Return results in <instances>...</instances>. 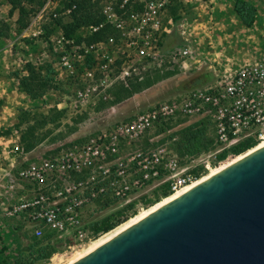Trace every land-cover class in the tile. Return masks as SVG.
I'll return each mask as SVG.
<instances>
[{"label":"built area","instance_id":"obj_1","mask_svg":"<svg viewBox=\"0 0 264 264\" xmlns=\"http://www.w3.org/2000/svg\"><path fill=\"white\" fill-rule=\"evenodd\" d=\"M192 1L196 2L100 0L105 22L82 27L79 33L85 37L108 23L118 34L88 43L86 39L68 37L56 24L59 18L69 19L77 8L75 0L70 6L63 0H46L32 15L24 35L45 40L55 80L69 89L55 106L72 112L97 108L113 98L111 89L115 85L129 86L155 70L163 71L167 60V69L187 68L188 62L182 58L191 53L190 46H168V36L175 25L174 18L168 16L174 4ZM51 23L55 28L46 38V25ZM215 73L211 82L160 102L55 155L30 157L19 135L12 137L9 144L2 141L0 156L13 158L20 154L22 158L19 167L13 165L4 171V177H8L5 188L9 193L25 190L6 207V215L27 221L32 234L39 237L46 231L70 232L85 240L89 232L82 225L84 206L107 197L127 200L132 192L160 179L169 183L173 193L198 178L157 136L144 141L153 127L181 117H210L215 148L199 155L206 169L221 162L220 154L241 141L264 140V56ZM105 108L114 110L116 106ZM13 167L17 168L15 175Z\"/></svg>","mask_w":264,"mask_h":264},{"label":"rangeland","instance_id":"obj_2","mask_svg":"<svg viewBox=\"0 0 264 264\" xmlns=\"http://www.w3.org/2000/svg\"><path fill=\"white\" fill-rule=\"evenodd\" d=\"M252 1L255 2L258 8V20L251 27L245 26L236 15L234 11L235 0H196V2L183 3L177 13L179 15L178 19H175L173 14L169 16L174 18L175 25H173L172 32L168 36V46L175 43L188 44L190 46L191 53L182 58L187 60L189 64L187 68L176 67L178 69L176 75L162 79L155 85L134 94L121 103L111 104L116 106L114 110H108L107 108L101 110L87 108L79 112L67 110L62 125L58 129L53 128L52 136H57L58 140L50 143L49 140L51 138L46 139L30 152L29 156L32 158L51 156L60 153L68 147L83 144L89 136L97 134L101 130L112 129L120 121L134 118L140 112L160 102L186 94L192 89V80L201 75L207 76L208 71L212 70L216 74L215 71H223L225 68L235 69L245 62V60L241 59L243 55L252 58L264 56V0ZM9 10L10 4L8 1L0 0V21L10 24V29L7 31L8 35L0 40V84L2 83L5 86V91H2V86L0 85L1 131L7 130L17 122L20 108L48 111L50 107H54L57 102L63 100L69 93V89L63 85L60 90H51L42 98L33 99L20 89L19 80L15 76V72L26 73L23 68L28 61H33L39 65L51 63L52 58H50V49L45 40L42 41L40 38L31 39L24 35L26 27L19 31L16 21L18 12L16 11L10 15ZM215 25L219 31L218 34L213 31ZM213 34L217 35L216 38L212 36ZM253 48H256L259 53L257 54V51H253ZM227 49L240 56L233 64L222 65L214 59L209 61V58L215 54L216 50L222 54L221 50L226 51ZM210 64L217 69L210 67ZM165 65L163 71H160L161 73L167 70V66L170 65L168 60ZM74 118L79 119V122L75 123L76 130L60 136L59 134H64L65 130L67 131L69 125H74ZM202 118L203 116L181 117L175 121L176 124L174 126L166 128L165 131H160V125H157L146 134L144 141L147 142L148 137L157 136L161 139V142H165L168 145L169 149L180 158L183 164H188L199 178L207 173L209 169H206L201 164L199 155L191 156L187 154L181 156L173 148L174 139H171L169 135L186 125L198 122ZM17 135L20 136V131L14 128L10 134L0 136V144L2 141L9 144L12 137L16 138ZM62 136L65 137L62 138ZM70 142L73 144H69ZM234 156L235 154L230 153L229 158ZM229 158L226 156L221 159V162L216 161L212 167L220 165V163ZM21 160L20 154H15L13 158L11 156L6 157V154L0 156V248L3 245L10 248L8 252L10 261L13 260L12 256L15 248L27 245L29 243L28 237L32 234V229L27 221H20L17 218L6 215V207L15 202L25 190H21L19 185H17L19 189L9 193L5 188L8 177H4V171L12 168L13 165L19 167ZM16 167H13V175L16 174ZM164 183L166 182L162 179L153 182L141 190L132 192L127 200L112 198L109 207H104L103 203H100L106 198L103 200L99 199L100 201L95 200L94 203L84 206L82 210V225L89 232V238L80 240L74 233L70 232L56 234L59 244L58 251L44 261L43 264L68 263L71 258L81 252L83 248H86L92 240L105 233L96 234L90 226L92 223L122 209L132 201L136 202L133 207L134 210L139 212L152 204L148 202L149 200L154 202L163 198V196L159 198V194L162 192L161 186ZM3 258L4 254L0 256V264H4Z\"/></svg>","mask_w":264,"mask_h":264},{"label":"water","instance_id":"obj_3","mask_svg":"<svg viewBox=\"0 0 264 264\" xmlns=\"http://www.w3.org/2000/svg\"><path fill=\"white\" fill-rule=\"evenodd\" d=\"M72 264H264V147Z\"/></svg>","mask_w":264,"mask_h":264},{"label":"trees","instance_id":"obj_4","mask_svg":"<svg viewBox=\"0 0 264 264\" xmlns=\"http://www.w3.org/2000/svg\"><path fill=\"white\" fill-rule=\"evenodd\" d=\"M10 4L9 14L18 12L17 24L19 31H22L30 22L31 16L37 12L46 2V0H7ZM77 8H75L68 20L59 18L56 20V24L60 25L65 34L68 37H75L78 41L86 39L88 43L105 40L110 36H116L118 31L112 27V25L105 23L98 31L88 33L85 37L82 36L79 31L82 27L89 26L91 24H101L105 22V16L101 11L100 0H75ZM66 6H70L73 0H63ZM182 3H176L170 7L169 16L173 14L175 19H178L177 13L181 8ZM234 11L241 22L251 27L258 20V8L252 0H235ZM168 16V17H169ZM178 21V20H175ZM0 40L8 35L10 24L4 21H0ZM53 23L46 25L47 33L44 34L47 38L54 30ZM23 71L26 73L15 72V76L19 80V87L22 91L26 92L33 99L42 98L47 95L51 90L62 89L63 84L56 82L55 69L52 63H43L36 65L32 61L25 63ZM178 69H167L164 72L155 70L148 74L141 81H132L129 86L124 84H117L111 89L113 98L108 101H103L97 107V110H101L111 104L121 103L134 94L141 92L164 78L176 75ZM214 72L208 71L207 76H199L192 80V88L203 86L214 78ZM66 109H58L56 106L50 107L48 111L29 110L20 108L18 114V120L13 126L7 130L1 131V135H8L12 130L18 129L20 131V143L25 152H31L36 149L46 139L51 138L50 143L58 140L57 136H52L53 128L58 129L62 125V121L66 116ZM82 118V116H80ZM79 119L74 118V125H69L67 131L64 134L71 133L76 130V124ZM172 123V124H171ZM176 122H169L166 125H160V131H165L166 128L172 127ZM65 136H62V138ZM173 140V148L181 155H200L204 152H208L215 148L214 145V128L210 117L205 116L198 122L186 125L179 130L169 135ZM69 144H73L70 142ZM257 144L256 140L246 139L241 141L237 145L225 150L220 154V158L223 159L228 153L240 154L254 145ZM2 153V147L0 145V154ZM160 197L167 196L172 193L169 183H164L161 186ZM112 198L107 197L104 201L100 202L104 207L111 205ZM159 200V199H157ZM155 200L154 202H156ZM100 201V200H99ZM148 202L154 203L153 200ZM135 201H132L122 209L116 212L106 215L100 220L92 223L90 226L94 232L104 233L115 228L117 225L126 221L130 216L136 214L134 210ZM151 205V204H150ZM149 205V206H150ZM127 209V211H126ZM130 209H132L130 211ZM55 232L46 231L42 236H36L31 234L28 237L29 243L23 247H16L13 252V260L10 261L9 250L10 248L3 245L0 248V256L4 254V264H43L44 261L49 259L54 253L58 251V240L56 239Z\"/></svg>","mask_w":264,"mask_h":264},{"label":"bare ground","instance_id":"obj_5","mask_svg":"<svg viewBox=\"0 0 264 264\" xmlns=\"http://www.w3.org/2000/svg\"><path fill=\"white\" fill-rule=\"evenodd\" d=\"M262 147H264V140L257 142V144L254 145L253 147H251L250 149H248V150H246L240 154H237L232 158L224 160L222 163H220V165L209 168V171L207 173H205L201 177L197 178L193 183L186 185L185 187H183L182 189H180L176 192H173L167 196H164L163 198H161L160 200H157L156 202H154L150 206H148V207L140 210L136 214L130 216L126 221L117 225L115 228L111 229L108 232H105L102 236L98 237L95 240H92L86 248H83V250L81 252L77 253L74 257L72 256L73 258H71L68 261V263H66V264H72V263L76 262L77 260H79L80 258L85 256L86 254L95 250L96 248H98L99 246H101L102 244H104L105 242H107L108 240L113 238L114 236L118 235L119 233L126 230L127 228H129L133 224L137 223L138 221L142 220L144 217H146L150 213L154 212L155 210L159 209L160 207H162L166 203H168V202L174 200L175 198L181 196L182 194H184L188 190L197 186L202 181L214 176L215 174L221 172L225 168H227V167L231 166L232 164H234L235 162L239 161L243 157L247 156L248 154H251L252 152L257 151L258 149H260ZM78 251H76V252H78Z\"/></svg>","mask_w":264,"mask_h":264},{"label":"crops","instance_id":"obj_6","mask_svg":"<svg viewBox=\"0 0 264 264\" xmlns=\"http://www.w3.org/2000/svg\"><path fill=\"white\" fill-rule=\"evenodd\" d=\"M8 6V5H7ZM226 25V24H225ZM213 31L214 32H216L217 34L219 33V31L217 30V26L215 25L214 26V29H213ZM214 38H216V34H213L212 35ZM213 46V45H212ZM253 51H257L256 53L258 54L259 52H258V50L255 48H253L252 49ZM221 52H222V54L218 51V50H216L215 51V54L214 55H212L210 58H209V61H211V59H214V60H217L218 61V63H221L222 65L223 64H226V65H230V64H233V62L234 61H237L239 58L238 57H240L239 55H236L235 54V52H231L230 50H221ZM243 53V52H242ZM243 55V54H242ZM252 57H248V56H246V55H243L242 56V60H245V61H247V60H249V59H251ZM210 67H214L212 64H210L209 65ZM226 67V66H225ZM228 67H230V66H228ZM215 68V67H214ZM215 69H217V68H215ZM225 69H230V68H225ZM2 87H1V90L2 91H5V86H4V84H0Z\"/></svg>","mask_w":264,"mask_h":264}]
</instances>
